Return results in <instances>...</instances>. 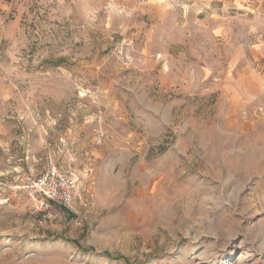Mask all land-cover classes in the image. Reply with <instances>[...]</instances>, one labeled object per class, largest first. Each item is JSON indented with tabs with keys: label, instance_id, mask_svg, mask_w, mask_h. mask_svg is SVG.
Wrapping results in <instances>:
<instances>
[{
	"label": "rangeland",
	"instance_id": "obj_1",
	"mask_svg": "<svg viewBox=\"0 0 264 264\" xmlns=\"http://www.w3.org/2000/svg\"><path fill=\"white\" fill-rule=\"evenodd\" d=\"M0 264H264V0H0Z\"/></svg>",
	"mask_w": 264,
	"mask_h": 264
},
{
	"label": "built area",
	"instance_id": "obj_2",
	"mask_svg": "<svg viewBox=\"0 0 264 264\" xmlns=\"http://www.w3.org/2000/svg\"><path fill=\"white\" fill-rule=\"evenodd\" d=\"M31 203V212L41 223L59 217V209L71 208L80 201L78 175L68 169H47L41 173H27L21 184Z\"/></svg>",
	"mask_w": 264,
	"mask_h": 264
}]
</instances>
